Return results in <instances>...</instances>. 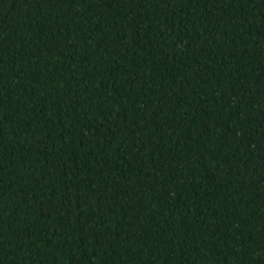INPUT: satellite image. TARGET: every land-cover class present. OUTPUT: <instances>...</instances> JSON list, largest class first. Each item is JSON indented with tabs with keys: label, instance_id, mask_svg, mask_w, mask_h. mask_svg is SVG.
Returning <instances> with one entry per match:
<instances>
[{
	"label": "trees",
	"instance_id": "16d2710c",
	"mask_svg": "<svg viewBox=\"0 0 264 264\" xmlns=\"http://www.w3.org/2000/svg\"><path fill=\"white\" fill-rule=\"evenodd\" d=\"M0 264H264V0H0Z\"/></svg>",
	"mask_w": 264,
	"mask_h": 264
}]
</instances>
